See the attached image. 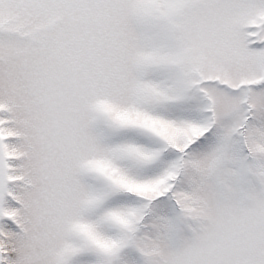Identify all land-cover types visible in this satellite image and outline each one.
<instances>
[{"label": "snow or ice", "instance_id": "1", "mask_svg": "<svg viewBox=\"0 0 264 264\" xmlns=\"http://www.w3.org/2000/svg\"><path fill=\"white\" fill-rule=\"evenodd\" d=\"M0 264H264V0H0Z\"/></svg>", "mask_w": 264, "mask_h": 264}]
</instances>
